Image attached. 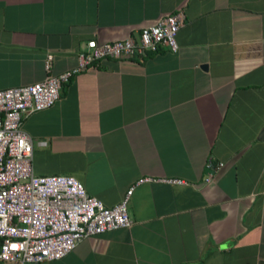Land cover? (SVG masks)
Listing matches in <instances>:
<instances>
[{"label":"crops","instance_id":"0c3cea01","mask_svg":"<svg viewBox=\"0 0 264 264\" xmlns=\"http://www.w3.org/2000/svg\"><path fill=\"white\" fill-rule=\"evenodd\" d=\"M178 9L177 51L88 64L24 118L35 175L74 176L107 207L153 178L134 187L129 227L26 264H264V0H0V88Z\"/></svg>","mask_w":264,"mask_h":264},{"label":"built area","instance_id":"2783aa9c","mask_svg":"<svg viewBox=\"0 0 264 264\" xmlns=\"http://www.w3.org/2000/svg\"><path fill=\"white\" fill-rule=\"evenodd\" d=\"M184 20L185 13L178 9L143 26L138 39L127 36L102 43L91 39L79 53L78 66L56 74L51 71L53 55L48 53L44 79L0 88V264L58 260L83 238L131 225L127 207L134 187L153 178H140L117 204L107 207L74 176L35 175L32 138L23 120L55 104L63 84L88 64L160 48L177 51V33ZM206 167L210 181L215 168L211 161ZM165 181L184 183L178 178Z\"/></svg>","mask_w":264,"mask_h":264},{"label":"water","instance_id":"95a60500","mask_svg":"<svg viewBox=\"0 0 264 264\" xmlns=\"http://www.w3.org/2000/svg\"><path fill=\"white\" fill-rule=\"evenodd\" d=\"M203 67H206V65H203Z\"/></svg>","mask_w":264,"mask_h":264},{"label":"trees","instance_id":"16d2710c","mask_svg":"<svg viewBox=\"0 0 264 264\" xmlns=\"http://www.w3.org/2000/svg\"><path fill=\"white\" fill-rule=\"evenodd\" d=\"M69 82V81H68ZM67 83V82H66ZM65 84V83H64Z\"/></svg>","mask_w":264,"mask_h":264}]
</instances>
